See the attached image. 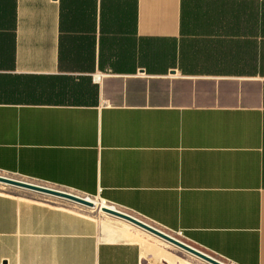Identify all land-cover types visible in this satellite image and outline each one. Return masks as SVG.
Wrapping results in <instances>:
<instances>
[{"label":"crops","instance_id":"1","mask_svg":"<svg viewBox=\"0 0 264 264\" xmlns=\"http://www.w3.org/2000/svg\"><path fill=\"white\" fill-rule=\"evenodd\" d=\"M0 172L264 264V0H0ZM0 194V264H170Z\"/></svg>","mask_w":264,"mask_h":264},{"label":"rangeland","instance_id":"2","mask_svg":"<svg viewBox=\"0 0 264 264\" xmlns=\"http://www.w3.org/2000/svg\"><path fill=\"white\" fill-rule=\"evenodd\" d=\"M1 176H5V177H10V178H14V179H18V180H24L27 182H32V183H36V184H41L44 186H48V187H52V188H56V189H60L54 186H50V185H45L39 182H35V181H31L22 177H18L15 175H11V174H7V173H1ZM60 190H64V191H68L65 189H60ZM68 192H72V191H68ZM74 194H78L75 192H72ZM0 194L3 195H7V196H11V197H16L18 199L21 200H28V201H33V202H40V203H44V204H49L52 206H56L59 208H66L75 212H78L80 214H83L85 216H87L88 218L96 221L97 225L99 226V229L101 232H104L107 235H110L113 238H118V239H124V240H131V241H135L138 242L139 244L142 245V247L144 248V250L146 251V255L148 254H154V259L158 260V261H165L167 263L170 264H208L200 259H198L197 257L179 249L178 247H175L143 230H141L140 228L125 222L123 220L117 219L115 217L109 216L106 213L102 212V210L100 209V206H102L103 201H101L99 198H93L91 197V199L94 202H98V204L100 205L99 207H95L93 209L91 208H87L81 205H78L76 203L67 201V200H63V199H59V198H55L52 196H47V195H43V194H39V193H35V192H31V191H27L24 189H20L17 187H12V186H8L5 184L0 183ZM81 195V194H78ZM84 196V195H81ZM106 205L108 206L109 204L106 203ZM110 207H112V205H109ZM116 208V207H115ZM118 209V208H117ZM120 211H123L125 213H128L148 224H150L151 226H154L162 231H164L165 233H168L170 235H172L173 237H175L176 239L216 258L217 260L225 263V264H231L203 249H200L199 247L191 244L190 242H188L186 239H184L182 236H179L178 234H174V233H170L169 231H166L156 225H154L153 223L138 217L137 215L122 210V209H118Z\"/></svg>","mask_w":264,"mask_h":264},{"label":"water","instance_id":"3","mask_svg":"<svg viewBox=\"0 0 264 264\" xmlns=\"http://www.w3.org/2000/svg\"><path fill=\"white\" fill-rule=\"evenodd\" d=\"M0 183L12 186V187H17L20 189H24L27 191L47 195V196H52L55 198L67 200L73 203H76L78 205L87 207V208H95L96 204L95 202L91 199V197L88 196H81L78 194H74L72 192L44 186L41 184H36L32 182H27L24 180H18L10 177H5L0 175ZM102 212L106 213L109 216L115 217L117 219L123 220L125 222H128L141 230L175 246L178 247L179 249L197 257L198 259L208 263V264H225L216 258L176 239L172 235L165 233L164 231L151 226L150 224L128 214L123 211L117 210L115 208H110L109 206H104L102 209Z\"/></svg>","mask_w":264,"mask_h":264},{"label":"bare ground","instance_id":"4","mask_svg":"<svg viewBox=\"0 0 264 264\" xmlns=\"http://www.w3.org/2000/svg\"><path fill=\"white\" fill-rule=\"evenodd\" d=\"M95 204H96V207H99V206H100V205L98 204V202H95ZM104 206H107V205H106V203L103 202L102 206H100V209H102ZM108 206H109V205H108ZM109 207H110V206H109ZM110 208H115V207L112 206V207H110ZM115 209H117V208H115ZM117 210H118V209H117Z\"/></svg>","mask_w":264,"mask_h":264},{"label":"built area","instance_id":"5","mask_svg":"<svg viewBox=\"0 0 264 264\" xmlns=\"http://www.w3.org/2000/svg\"><path fill=\"white\" fill-rule=\"evenodd\" d=\"M178 235L183 237V234L182 233H179Z\"/></svg>","mask_w":264,"mask_h":264}]
</instances>
